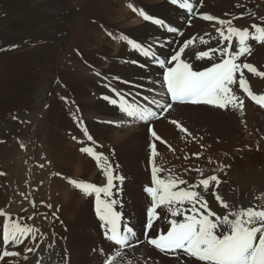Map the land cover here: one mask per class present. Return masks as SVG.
I'll return each instance as SVG.
<instances>
[{"label": "bare ground", "instance_id": "1", "mask_svg": "<svg viewBox=\"0 0 264 264\" xmlns=\"http://www.w3.org/2000/svg\"><path fill=\"white\" fill-rule=\"evenodd\" d=\"M193 2L200 14H209L219 19L239 17L233 24L241 28L248 27L250 31L251 24H260L261 22L254 21L264 17V0ZM129 5L165 20L171 26L177 27L183 35L168 33L144 21ZM186 16V12L171 5L169 0H0V38L12 37V43L30 39V43L17 46L18 51L13 55L21 57L19 59L27 65L31 60L34 61V72L42 59V68L49 73V90L45 94L47 104L43 106L42 117L48 122L53 121L54 132L59 137V144L51 147L53 162L46 152L49 167L43 170L45 192L42 205L36 204L33 208L34 202L27 190L30 201L26 215L5 210L8 202L13 199L9 191L11 178L0 168V173L4 174H0V211L31 226L35 231V239L30 235L25 245L13 249L21 253L20 257L6 259H14L18 264H102L104 256L101 249L107 250L109 242L104 238L101 221L96 215L95 196H85L69 183V180H74L93 183L99 187L106 184L96 161L81 151L85 147H91L107 156L114 166L115 174L123 178L122 182H116L117 188L113 190L118 193L113 197L119 202L116 210L122 213L125 223L134 226L138 234L143 232L146 209L150 206V198L144 192L146 186H151L150 160L153 158L150 146L157 143L148 132L147 125L130 122L111 100L124 97L158 110L150 101L162 99L165 91L160 84L163 70L132 50L126 42H121L118 37L124 34L144 47L151 46L161 58L170 57L185 40L195 37L193 45L186 49L189 55L184 58L195 69L203 70L210 66V62L198 61L195 55L199 51L220 46L219 35L216 34L220 25L214 20L204 21L195 16L189 26ZM201 37L208 43L201 44ZM249 43L252 48L251 55L241 57V60L253 64L259 71H264V45L255 41ZM5 53L8 54L7 50ZM245 75L252 91L257 95L264 94V78L256 77L247 70ZM25 81L19 84L20 88L30 91ZM235 88L237 95L244 100L242 112L231 108L219 110L207 105H175L167 118L151 122L156 133L164 139L166 146L175 155L173 161L169 158L168 151L156 145L158 155L154 160L164 168L166 175H182L181 178L195 183L200 174L192 169L199 166L191 167L194 161L190 158L191 155L197 158L195 154H200L197 158L199 160L206 151L227 153L233 148H239L237 156L244 162L239 167L247 168L246 165L251 163L248 157L250 159L253 152H264V109L249 101L238 85ZM56 95L58 97L54 98ZM9 96H12L11 92L3 94L0 91V103L10 104L12 98ZM53 98V103L56 104L52 105L49 102ZM171 120L179 121L191 135L180 132ZM109 122H117L120 126H113ZM170 131L173 133L170 134ZM88 136L92 139L89 140ZM61 153L65 157L63 161L58 160ZM161 157L166 160H161ZM183 163L185 168L182 174L171 169L175 167L179 170ZM62 164L70 166L61 171ZM219 167L204 165L203 169L205 175L218 176L221 183L216 191L230 206L261 204L259 199L250 200L241 190L227 187L224 182L225 175L229 172L238 171L243 178H248L250 174L246 170L242 172L236 166H222L223 171H216ZM27 169L30 171V166ZM164 172L160 175L164 176ZM97 181L100 184H96ZM251 189L253 193L260 191L256 186L250 187L248 191ZM259 196H264L262 191ZM205 197L209 208L217 215L226 213L227 210L215 196L205 193ZM29 217L32 219H28ZM3 219L4 217H0V233ZM168 227L163 219L156 222L158 233L166 231ZM38 244L40 246L36 248ZM25 246L33 248L34 251L26 253ZM2 250L0 239V251ZM25 255L27 259L23 258ZM130 255H134L139 264H170L171 260L150 246L137 247L134 254ZM184 261L200 264L195 258L184 257Z\"/></svg>", "mask_w": 264, "mask_h": 264}, {"label": "snow or ice", "instance_id": "2", "mask_svg": "<svg viewBox=\"0 0 264 264\" xmlns=\"http://www.w3.org/2000/svg\"><path fill=\"white\" fill-rule=\"evenodd\" d=\"M169 3L186 12L189 26L195 16L204 21L214 20L220 25L216 29L220 46L199 51L195 55L196 60H206L210 62V66L197 70L184 58L189 55L186 49L193 45L195 37L185 40L170 57L161 58L151 46L144 47L121 34L118 37L121 42H126L132 50L139 52L163 70L160 84L165 91L162 99L150 101L158 110L124 97L112 99L111 103L118 105L120 112L130 122L147 125V130L154 140L161 143L166 142L156 133L151 122L167 118V114H170L175 105H207L219 110L231 108L242 112L244 100L237 95L235 86L238 85L239 90L248 99L264 108V94L257 95L252 91L245 70L261 78H264V71H259L253 64L241 60V57L251 55L250 41L264 45V17L258 18L260 24L252 23L250 31L248 27L241 28L233 24L239 17L219 19L209 14H200L193 0H169ZM129 7L144 21L158 26L161 30L183 35L177 27L171 26L165 20L147 14L133 5ZM200 43L207 44L208 41L201 37ZM170 122L180 132L191 135L179 121ZM109 123L120 126L117 122ZM88 139L91 140V136H88ZM150 147L153 158L150 160L151 186L144 188V192L150 198V206L146 209V224L141 234L136 232L131 223H125L122 213L116 210L119 202L113 197L118 193H114L113 190L117 188L116 182H122L123 178L115 174L109 158L91 147L81 149L95 159L106 180L102 187L93 183L69 180V183L85 196H95L96 215L101 221L100 227L103 229L104 238L109 242L107 250L101 249L104 256L102 264H139L130 253L134 254L136 248L140 246H150L164 256L170 257V264H190L184 261V257L195 258L200 264H264V196L257 197L261 201L260 205L230 206L216 191L221 183L217 175H205L203 168L192 169L200 174L195 183L174 174L161 176L160 173L165 170L155 163L154 158L158 155L156 145L152 144ZM195 155L199 158L200 154ZM216 171H223V167ZM182 185L184 187H181ZM205 193L215 196L227 210L226 213L217 215L211 210ZM0 217H4L0 233L3 244L0 262L18 264V261L6 258L20 257L21 253L13 249L25 245L30 235L35 239V231L31 226L21 223L18 219H12L3 211H0ZM162 219L169 227L166 231L158 233L156 222ZM24 250L26 253L34 251L27 246ZM23 258L28 257L25 255Z\"/></svg>", "mask_w": 264, "mask_h": 264}, {"label": "rangeland", "instance_id": "3", "mask_svg": "<svg viewBox=\"0 0 264 264\" xmlns=\"http://www.w3.org/2000/svg\"><path fill=\"white\" fill-rule=\"evenodd\" d=\"M42 15H43L42 16V21H43L44 13H42ZM256 21L261 22L259 19L255 20L254 22ZM216 34L218 35V32H216ZM11 38L9 36L0 38V59H1L0 60V66H1L0 91L3 94L5 93L7 94V92L8 93L11 92L12 95L9 96V98H12L10 104L2 105L0 103V168L2 167L4 173H6V175L11 178L10 181L11 188L9 191L11 192L13 199L8 202L7 208H5V210L9 212H15L17 214L26 215L29 208L28 202L30 201L28 197V191H30L29 192L30 197L34 202L32 204V207L33 206L35 207L36 204L40 206L42 205L41 203L44 200V192H45V189L43 188L44 185L43 170L49 167L48 159L46 157L47 156L46 152L49 154V156H51V158L49 159L53 162L51 147H53L54 144L57 143L59 144V137L54 132L55 128H53L52 126L53 121L51 120V122H48L45 120V118L42 117V109H44L43 106L47 104V101H45L46 100L45 94L49 90V86H48V81H49L48 79H50L49 73L46 72L44 68H42V59L39 60V64L37 65L34 72L33 70L35 64L34 61L31 60L30 63L28 64L30 66L29 69L27 63L25 64L24 62H22L23 61L22 59H19L21 57L13 55L16 50L18 51V49H16L17 46L30 43L31 42L30 39H24L25 42L23 40H19L18 42L15 41V43H12ZM6 50L8 54L5 53ZM1 55H3V57ZM9 55L11 57L13 55L11 60H10L11 57ZM5 57H7L8 59L7 58L5 59ZM6 64L8 67L6 66ZM22 64L23 65L25 64L26 66L25 65L23 66ZM262 69H264V65L262 66ZM24 70H26V72L23 73ZM23 80L24 81L26 80L25 84H28V89H31L33 91L31 90L25 91L22 90V88H20L21 86L19 84ZM57 97H58L57 95L54 96V98ZM54 98L50 102L49 101L48 102L52 104L55 100ZM171 133L173 132L170 131V134ZM213 138L215 137L213 136ZM162 140L164 141L163 138ZM154 141L155 143H157L156 145L158 146V148H164L166 151H168L169 158L174 161L175 155L169 150L168 146H166L167 143H161L160 141H156V140ZM17 143H21L24 146L19 145ZM15 144L16 146H14ZM238 149L239 148H233L230 152L227 153L225 151L224 153L223 151L219 152L216 150L206 151L202 159L199 160H197L196 157L191 155L190 158L194 159L193 164H191V167L196 168L199 166V168H203L204 165H209V166H213L214 168L216 166H220V167L225 166L232 168L233 166H236V168L241 170L242 172L246 170L250 174L248 178L246 177L243 178L238 171L237 172L235 171L234 173H230V172L227 173V175H225L224 182L226 183V185H228L227 187L235 188V190L237 191L241 190L242 193L245 196H247L250 200H252L253 198L255 200L257 197H259V195H261V191L264 194L263 192L264 191V152L262 153L253 152L252 157L250 159L248 157V160H250L251 163H248L246 165L247 168H240L239 164H241L242 166L244 162L240 160V158L237 156V153H239L237 151ZM63 156H64L63 153L59 154L58 160L63 161L65 159V157ZM93 160L95 159L93 158ZM161 160H166V158L161 157ZM25 162L26 163L28 162L29 164L27 163L28 164L27 165ZM62 165L63 166L60 167L61 171L67 170L66 168H69L70 166L68 164H62ZM27 166L28 167L30 166V171H28L29 169H27ZM184 168H185V163L180 164L179 170L175 167H171V169H173V171L177 172L178 174H182ZM171 169L169 170L171 171ZM164 174L166 175L165 172ZM1 175L4 174L2 173ZM179 176L181 177L182 175ZM194 177H196V175ZM31 183H33V185ZM30 184L31 187L28 188V185ZM96 184H100V182L97 181ZM252 186H256L258 189H260V191L258 190L257 192L258 194L253 193L252 189L248 191V189ZM5 188L8 190V186L6 184H5ZM14 191L16 192V194H14ZM256 204L257 203H255L254 205Z\"/></svg>", "mask_w": 264, "mask_h": 264}]
</instances>
